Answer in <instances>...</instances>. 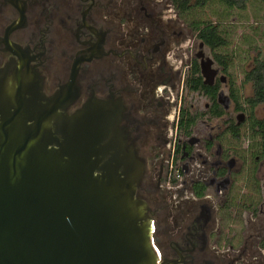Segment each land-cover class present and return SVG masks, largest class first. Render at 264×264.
<instances>
[{
  "label": "flooded vegetation",
  "instance_id": "1",
  "mask_svg": "<svg viewBox=\"0 0 264 264\" xmlns=\"http://www.w3.org/2000/svg\"><path fill=\"white\" fill-rule=\"evenodd\" d=\"M176 3L0 0V77H31L67 115L115 106L144 166L137 196L160 263L264 264V149L238 152L246 98Z\"/></svg>",
  "mask_w": 264,
  "mask_h": 264
},
{
  "label": "water",
  "instance_id": "2",
  "mask_svg": "<svg viewBox=\"0 0 264 264\" xmlns=\"http://www.w3.org/2000/svg\"><path fill=\"white\" fill-rule=\"evenodd\" d=\"M63 111L31 77H0V264H163L118 110Z\"/></svg>",
  "mask_w": 264,
  "mask_h": 264
},
{
  "label": "rangeland",
  "instance_id": "3",
  "mask_svg": "<svg viewBox=\"0 0 264 264\" xmlns=\"http://www.w3.org/2000/svg\"><path fill=\"white\" fill-rule=\"evenodd\" d=\"M186 20L188 24L201 25L209 22L219 24L228 41V47L222 49L219 54L225 56L231 64L229 75L220 74V76L226 78L228 85L232 82L231 84H233L241 100L249 97L252 86L245 82V76L253 68L254 61L259 54L264 58V3L252 0L245 11H239L227 9L217 2H211L194 7L186 15ZM188 29L191 28L188 27ZM192 33L189 43L197 51L200 41L196 38V34ZM204 51L213 59L209 48L205 46ZM203 104L204 102H202ZM233 108L232 105L231 112L234 113L235 119L238 113L234 112ZM255 117L264 119V105L255 110ZM245 122L246 124L244 123L242 128V140L236 145L241 154L249 144H253L247 131L249 128L248 119ZM261 162L263 163V170L260 179L264 187V159ZM156 246L160 249L157 243Z\"/></svg>",
  "mask_w": 264,
  "mask_h": 264
},
{
  "label": "trees",
  "instance_id": "4",
  "mask_svg": "<svg viewBox=\"0 0 264 264\" xmlns=\"http://www.w3.org/2000/svg\"><path fill=\"white\" fill-rule=\"evenodd\" d=\"M250 1L252 0H177L176 6L187 15L194 7L211 2H217L230 10L245 11ZM255 1L264 3V0ZM192 25L198 32V38L213 51H218V61L224 62V58L219 52L228 47V41L219 24L209 22ZM259 56L255 59L253 68L245 76V82L251 84L252 92L245 100L244 109L248 111L250 116V140L259 145V149H264V119L255 117V110L264 105V58L260 54ZM239 108L241 109V107ZM244 109L242 108V110ZM238 135L236 131V137Z\"/></svg>",
  "mask_w": 264,
  "mask_h": 264
},
{
  "label": "built area",
  "instance_id": "5",
  "mask_svg": "<svg viewBox=\"0 0 264 264\" xmlns=\"http://www.w3.org/2000/svg\"><path fill=\"white\" fill-rule=\"evenodd\" d=\"M156 251L158 252L157 248L155 247ZM158 256H159V253H158Z\"/></svg>",
  "mask_w": 264,
  "mask_h": 264
},
{
  "label": "bare ground",
  "instance_id": "6",
  "mask_svg": "<svg viewBox=\"0 0 264 264\" xmlns=\"http://www.w3.org/2000/svg\"><path fill=\"white\" fill-rule=\"evenodd\" d=\"M157 252V251H156ZM158 253V252H157Z\"/></svg>",
  "mask_w": 264,
  "mask_h": 264
}]
</instances>
